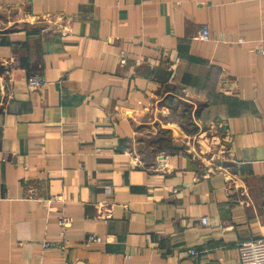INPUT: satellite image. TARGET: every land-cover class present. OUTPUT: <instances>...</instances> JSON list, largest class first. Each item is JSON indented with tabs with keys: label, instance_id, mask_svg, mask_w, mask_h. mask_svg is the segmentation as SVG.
Returning a JSON list of instances; mask_svg holds the SVG:
<instances>
[{
	"label": "crops",
	"instance_id": "obj_1",
	"mask_svg": "<svg viewBox=\"0 0 264 264\" xmlns=\"http://www.w3.org/2000/svg\"><path fill=\"white\" fill-rule=\"evenodd\" d=\"M263 40L264 0H0V264H238L264 240ZM178 103L195 134L145 159Z\"/></svg>",
	"mask_w": 264,
	"mask_h": 264
},
{
	"label": "rangeland",
	"instance_id": "obj_2",
	"mask_svg": "<svg viewBox=\"0 0 264 264\" xmlns=\"http://www.w3.org/2000/svg\"><path fill=\"white\" fill-rule=\"evenodd\" d=\"M12 14L16 16L19 12L14 11ZM196 110V108L189 104L178 103L170 108L169 111L162 110L160 112H155L150 118H147L150 120L146 123H148L150 127H156V130L153 137H148L149 135L142 136V139L145 141L144 158L150 160L148 144H153L160 140L157 142L159 145L156 144V148H159V151L163 153H170L172 148L170 140L172 138L176 140L179 139L181 132L185 135H194L197 128L193 120Z\"/></svg>",
	"mask_w": 264,
	"mask_h": 264
},
{
	"label": "built area",
	"instance_id": "obj_3",
	"mask_svg": "<svg viewBox=\"0 0 264 264\" xmlns=\"http://www.w3.org/2000/svg\"><path fill=\"white\" fill-rule=\"evenodd\" d=\"M197 39L200 41H207L208 40V31L206 27H202L201 31L197 35ZM239 43H244L243 40H239ZM262 44H264V40L262 41ZM255 52L257 55H259L261 58H264V47L258 46L255 49ZM123 60V59H121ZM44 80L41 76L36 75L32 76L27 80V86L32 89L36 90L38 88L43 87ZM201 223L203 225L206 224V220L202 219ZM58 226L61 229L60 233L58 234V240L55 242H42L43 248H50V247H56L59 251V254L61 257L65 256L68 243L64 240L63 235L65 229L69 227V220L64 217L63 215L58 217ZM87 242L92 243H99L100 238L88 235L86 237ZM238 252V264H264V240H254V241H247L242 242L238 244L237 247ZM190 258H195L197 253L194 250H191L188 252ZM64 264H68L67 262H64Z\"/></svg>",
	"mask_w": 264,
	"mask_h": 264
}]
</instances>
